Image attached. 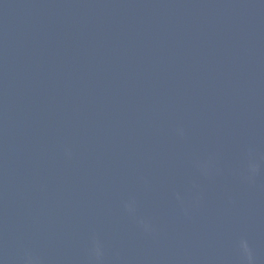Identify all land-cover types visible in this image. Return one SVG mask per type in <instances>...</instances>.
I'll return each mask as SVG.
<instances>
[{"label":"water","instance_id":"1","mask_svg":"<svg viewBox=\"0 0 264 264\" xmlns=\"http://www.w3.org/2000/svg\"><path fill=\"white\" fill-rule=\"evenodd\" d=\"M0 264H264V0H0Z\"/></svg>","mask_w":264,"mask_h":264}]
</instances>
